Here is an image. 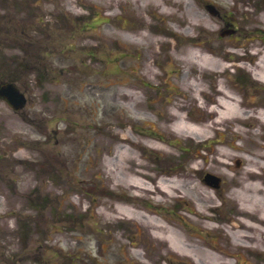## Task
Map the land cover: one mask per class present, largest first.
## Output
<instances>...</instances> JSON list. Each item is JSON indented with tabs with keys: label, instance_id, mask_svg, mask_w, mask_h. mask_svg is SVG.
Returning a JSON list of instances; mask_svg holds the SVG:
<instances>
[{
	"label": "rangeland",
	"instance_id": "374dc122",
	"mask_svg": "<svg viewBox=\"0 0 264 264\" xmlns=\"http://www.w3.org/2000/svg\"><path fill=\"white\" fill-rule=\"evenodd\" d=\"M211 1L225 4V11L240 20L247 17L238 13L232 0ZM254 1L261 6L260 0ZM193 11L204 14L214 28L212 34L200 35L202 30L192 31L182 23L195 20ZM218 14L223 12L204 0H0V84L21 81L19 88L30 96L28 119L33 124L0 99V177L8 181L7 188H0V264H201L157 238L148 225L155 220L188 238L198 253H211L229 264H264L263 246L260 254L250 252L225 233L237 231L232 222L237 207L233 192L239 188L230 180L219 177L215 188L207 186L204 174L199 184L208 188L218 206L210 211L209 204L200 205L188 191L159 203L153 195L139 197L120 175L123 165L117 153L122 145L136 156L140 170L159 182L180 180L189 169L206 166L204 160H211L212 152L227 151L243 160L264 154V126L251 125L255 120L245 126L237 122L210 126L211 102L220 87L243 102V110L262 113L264 83L250 71L255 61L243 60L220 74L231 60L204 50L209 40L213 47L209 50L229 46L233 56L242 54L243 45L250 47L253 40L262 48L264 11L249 13L254 22L244 20L249 30L244 26L238 32L227 27L226 20H231L225 14L222 21ZM196 35L201 44L192 48ZM189 52L217 60L220 72H213L204 59L198 66L188 64ZM116 63L120 70L117 66L113 70ZM40 73L46 78L43 82ZM89 86L99 88L98 96ZM128 90L138 96L135 107L124 95ZM181 103L184 111L178 110ZM176 113L187 119L185 125ZM120 136L137 145L120 144ZM37 140H50L43 147V163L49 171L51 160L54 174L42 173L39 165L28 170L13 161L19 152L14 151L22 148L10 150L8 143L35 148ZM26 149L33 156L35 152ZM231 164L235 169L247 167L240 160ZM226 172L234 176L233 171ZM259 172L264 180V170ZM32 190L44 197L43 216L37 215L40 208L28 206L25 195ZM197 210L215 216L220 229H208L216 223L201 219ZM35 216L39 220H30ZM259 239L263 241L262 236ZM226 251L231 257L226 258ZM199 258L210 261L205 255Z\"/></svg>",
	"mask_w": 264,
	"mask_h": 264
},
{
	"label": "bare ground",
	"instance_id": "6f19581e",
	"mask_svg": "<svg viewBox=\"0 0 264 264\" xmlns=\"http://www.w3.org/2000/svg\"><path fill=\"white\" fill-rule=\"evenodd\" d=\"M228 0H223L224 3H227ZM235 8H237L238 13L242 15H246V19L240 20L231 12H226V5L220 4L215 5L219 12H223V16L229 20H234L237 24V32L242 31V28L245 26V22L253 23L254 18L250 16L249 13L256 12V6L253 3V0H232ZM207 4H214L211 0H204ZM189 9H194L193 5H188ZM249 8V9H247ZM252 8V10H250ZM195 16V20L192 21H183L189 25V29L192 31L199 29L202 30L206 34H212L214 32V28L211 26L210 22H207L204 19V14L197 13L195 11L192 12ZM217 19L222 21L221 15L216 16ZM239 22V23H238ZM246 23V24H247ZM245 30H249L248 28H244ZM207 43V47L213 50V47L210 45V40ZM206 47V48H207ZM228 46L222 48L221 53H217L219 56L224 59L228 56ZM253 49H258L257 45H252L250 47V51ZM208 50V49H207ZM215 50V49H214ZM209 51V50H208ZM218 51V50H217ZM249 48L246 46L245 53L243 55H238L237 58L245 59L247 61H255L252 67V70L255 76L264 82V52L260 59L256 60V54L250 53ZM216 52V51H214ZM204 59L207 64L213 65L211 69L213 72H220L222 64L217 60L209 58L207 55L205 57L200 52H189L186 62L193 66H198V60ZM201 63V62H200ZM202 64V63H201ZM224 69V68H223ZM225 72V71H224ZM221 74V73H220ZM89 86L88 89L92 95L98 96L97 87ZM196 89L199 91L201 95L204 94V90H200V84L195 85ZM97 89V91H96ZM124 93L126 97L130 98V103L132 106H136V101L138 99L137 94ZM217 98L215 101L211 102L215 106L211 110V116L214 118L211 122V127L214 129L217 126L225 125L226 123H234V122H247L253 120L255 118V122L253 124H263L264 125V114H260L258 117H253L250 112L243 110L246 106L243 102L238 101L234 94L230 93L223 87L217 88ZM128 98V99H129ZM186 105L179 104L178 110L184 111ZM175 117L179 119V123L181 126L187 123V119L185 120L180 114H175ZM211 117V119H212ZM205 129H209L208 126ZM205 131V130H203ZM118 142L120 144H128L137 145V142L131 139L128 136H120L118 138ZM237 149V148H235ZM264 149V148H263ZM213 156L210 159H206V166H197L188 170L185 177H182L180 180H162L158 181V177H152L149 173H145L141 171L142 165L138 163L136 160V156L130 153V151L124 147V145L119 146L117 158H119L120 164L123 165V169L120 173L123 178L126 179L125 183L137 191V196L144 197L145 194L153 195L154 202H167L169 199L177 198L179 194H182L183 191L190 192L193 197L201 204H213V198L207 192V187L204 189L201 188L200 184L205 173H212L219 177L226 178L235 184L239 189L233 192V200L236 202L237 207H235V218L233 220L236 221L235 228L236 232H231L230 229H225V233L229 235L234 242L246 250L258 253L260 246L264 247V180L263 173L259 172V170H264V154L255 155L256 158L243 160L240 156L232 155L227 151H217V153L212 152ZM241 160L245 162L246 168L235 169L232 167L231 161ZM111 161V160H110ZM112 167L115 166V162L112 161L109 163ZM126 165H130L129 167H125ZM117 169V168H116ZM111 170L115 171L111 168ZM226 170L233 171L234 176H230ZM118 177V175H117ZM144 177L149 182H146L142 179ZM181 178V177H180ZM202 208V207H201ZM215 206H210L209 209H214ZM207 210L205 207L203 208ZM196 214L204 220L212 219V216L205 211L197 210ZM153 228L157 233V238H159L163 243H166L172 246L175 249L181 250L185 252L187 255L191 257L198 258L202 264V259L199 256H206L210 261L207 264H226L225 260L222 257L215 256L211 253H206L204 251L197 252V246H194L190 243L189 239L185 236L180 235L177 231L165 227L161 222L155 220L148 224ZM215 226H209L208 229H214ZM259 236H262V239H259Z\"/></svg>",
	"mask_w": 264,
	"mask_h": 264
},
{
	"label": "water",
	"instance_id": "95a60500",
	"mask_svg": "<svg viewBox=\"0 0 264 264\" xmlns=\"http://www.w3.org/2000/svg\"><path fill=\"white\" fill-rule=\"evenodd\" d=\"M0 96L6 98L15 108L24 104V98L19 95L13 86H6L0 91Z\"/></svg>",
	"mask_w": 264,
	"mask_h": 264
}]
</instances>
